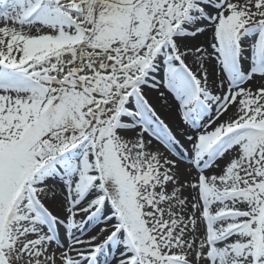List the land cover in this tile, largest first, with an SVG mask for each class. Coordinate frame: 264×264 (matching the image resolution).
Segmentation results:
<instances>
[{"label": "snow or ice", "instance_id": "snow-or-ice-1", "mask_svg": "<svg viewBox=\"0 0 264 264\" xmlns=\"http://www.w3.org/2000/svg\"><path fill=\"white\" fill-rule=\"evenodd\" d=\"M0 264H264V0H0Z\"/></svg>", "mask_w": 264, "mask_h": 264}]
</instances>
